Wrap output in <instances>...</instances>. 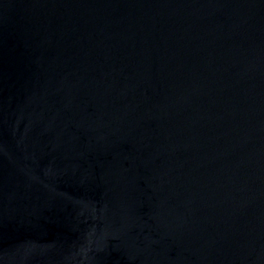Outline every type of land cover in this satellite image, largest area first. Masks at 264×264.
<instances>
[{"label": "water", "instance_id": "95a60500", "mask_svg": "<svg viewBox=\"0 0 264 264\" xmlns=\"http://www.w3.org/2000/svg\"><path fill=\"white\" fill-rule=\"evenodd\" d=\"M0 264H264V0H0Z\"/></svg>", "mask_w": 264, "mask_h": 264}]
</instances>
